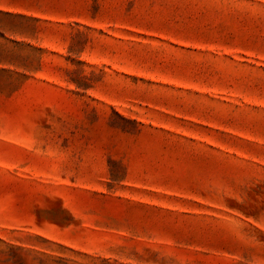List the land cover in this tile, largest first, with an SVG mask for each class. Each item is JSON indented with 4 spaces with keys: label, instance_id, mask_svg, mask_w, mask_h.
Instances as JSON below:
<instances>
[{
    "label": "rangeland",
    "instance_id": "1",
    "mask_svg": "<svg viewBox=\"0 0 264 264\" xmlns=\"http://www.w3.org/2000/svg\"><path fill=\"white\" fill-rule=\"evenodd\" d=\"M0 264H264V0H0Z\"/></svg>",
    "mask_w": 264,
    "mask_h": 264
}]
</instances>
